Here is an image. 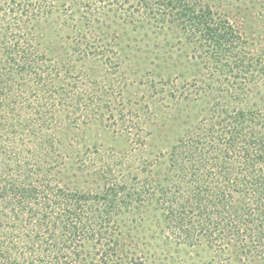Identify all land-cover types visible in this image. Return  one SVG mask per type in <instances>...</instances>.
Returning a JSON list of instances; mask_svg holds the SVG:
<instances>
[{"label":"trees","instance_id":"16d2710c","mask_svg":"<svg viewBox=\"0 0 264 264\" xmlns=\"http://www.w3.org/2000/svg\"><path fill=\"white\" fill-rule=\"evenodd\" d=\"M249 2L259 44L228 0H0V264H124L157 233L264 264V0ZM149 60L148 119L118 126L120 70ZM92 129L133 133L121 173Z\"/></svg>","mask_w":264,"mask_h":264},{"label":"rangeland","instance_id":"374dc122","mask_svg":"<svg viewBox=\"0 0 264 264\" xmlns=\"http://www.w3.org/2000/svg\"><path fill=\"white\" fill-rule=\"evenodd\" d=\"M243 7L245 8V3L247 7L244 9L237 3L236 0H228V9L226 12L231 14L230 19L236 24V26L245 34H247L248 39H254V41L260 43L262 39V25L259 22L253 24L250 28V25H243V20L241 16H245L246 12L251 8V3L249 0H240ZM239 6V8H238ZM261 10L256 9L253 14H260ZM243 25V26H242ZM133 51V49H132ZM138 68L139 71H138ZM156 65L152 63L151 60L145 61L144 64H132L126 63L124 67L120 70V73L125 74L126 80H123L122 83L118 82V87H116V96L111 99L114 102L113 108L115 109V118L116 124L118 126L128 125L135 123V120L138 116H142L146 121L148 119L147 115V104L149 103V94H151V83L150 80L160 81V78L152 71L155 70ZM188 68V66H187ZM185 68V69H187ZM147 70V71H146ZM145 71V76L143 77L144 84L141 83V77L139 73ZM151 72V73H148ZM113 75L115 71H110ZM119 73H117L118 75ZM116 75V76H117ZM190 78L188 75L187 79ZM184 80V79H183ZM138 101V104H135ZM130 121V123H129ZM112 124V123H111ZM110 124V125H111ZM115 128V127H113ZM89 139L101 141L104 138L107 145H112L114 151H104L102 157L108 163L113 162L114 171L118 169L123 164L122 161H118L115 157L116 155L129 153L131 160H133V148L135 144L133 143V133L130 138L126 136H119L117 138L111 137V133L107 132L103 134V131L97 129H92L89 132ZM86 159H92L93 156L89 154ZM107 163V164H108ZM107 164L105 169L107 168ZM88 165H94L93 163ZM121 173V172H120ZM91 179V177H89ZM92 188H98L97 184L89 183ZM99 184V183H98ZM96 185V186H95ZM143 247L136 245V242L133 243V249L129 250L126 248L121 259L124 264H133V260L139 256L146 258L147 264H213L212 259L214 254L207 252L206 250L202 251L195 248L184 249L176 245L172 241H167L166 238H163L158 233L151 240L152 248L150 249L149 242L147 240L141 241Z\"/></svg>","mask_w":264,"mask_h":264}]
</instances>
